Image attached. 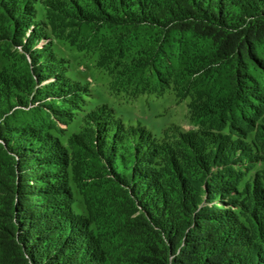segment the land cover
Returning <instances> with one entry per match:
<instances>
[{"label":"trees","instance_id":"1","mask_svg":"<svg viewBox=\"0 0 264 264\" xmlns=\"http://www.w3.org/2000/svg\"><path fill=\"white\" fill-rule=\"evenodd\" d=\"M86 1L106 26L121 31L122 40L150 33L141 62L157 79V63L170 54L194 59L174 71L177 80L224 75L229 94L226 104L221 102V136L183 137L179 154L166 143L155 152L129 144L122 155L118 144L111 148L97 137L110 174L124 186L120 206L129 208L121 232L119 224L107 225L113 248L105 234L46 208L54 206L59 190L28 184L32 173L36 184L42 178L28 163L37 148L10 145L9 123L1 122L0 109V135L8 143L0 145L7 161L0 169V264H264V148L256 147L262 155L248 172L237 174L232 162L248 157L246 147L228 137L242 125L244 130L241 121L251 109L258 119L247 124L244 136L264 139V0ZM21 8L26 11L25 1ZM4 11L10 22L6 37L16 41L22 20L17 8ZM170 40L178 43L175 51H165ZM226 108L230 113L224 114ZM213 166L221 173L210 176ZM205 197L222 205L202 207ZM107 200L112 209L110 195ZM227 203L237 210L227 209Z\"/></svg>","mask_w":264,"mask_h":264},{"label":"rangeland","instance_id":"2","mask_svg":"<svg viewBox=\"0 0 264 264\" xmlns=\"http://www.w3.org/2000/svg\"><path fill=\"white\" fill-rule=\"evenodd\" d=\"M23 1L26 11L21 8ZM14 7L22 20V36L16 41L6 37L10 22L0 13V109L4 110L1 122L9 123L10 145L37 148L29 151L28 163L42 178L36 184L32 173L28 184L59 190L51 202L54 206L47 209L96 235L105 234L113 247L115 240L107 225L113 223L116 229L119 224L121 232L129 208L120 206L124 186L110 174L111 165L97 137L111 148L118 144L119 155L129 144L155 152L166 143L179 154L177 144L183 137L218 138L229 94L224 75L177 80L174 71L194 59L170 54L157 63L161 73L157 79L143 70L141 62L150 33L142 31L122 40L121 31L106 26L86 0H0V10ZM177 47L170 40L165 51ZM250 101L256 103L253 98ZM228 113L226 108L224 114ZM247 118L241 121L244 130L242 125L236 134H228L246 147L248 157L232 162L237 174L248 172L250 163L262 155L256 147L264 148L263 138L253 142L245 138L247 124L258 119L251 109ZM7 144L0 135V145ZM5 167L6 157L0 154V169ZM259 167L251 170L253 175ZM221 170L213 166L210 176ZM109 195L115 203L112 209L107 205ZM215 203L222 205L205 197L202 207ZM226 206L237 210L232 203Z\"/></svg>","mask_w":264,"mask_h":264}]
</instances>
